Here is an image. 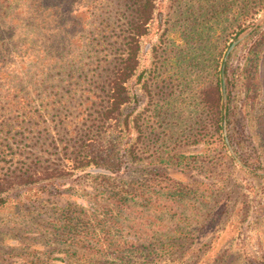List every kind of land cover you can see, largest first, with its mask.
<instances>
[{
	"label": "rangeland",
	"instance_id": "374dc122",
	"mask_svg": "<svg viewBox=\"0 0 264 264\" xmlns=\"http://www.w3.org/2000/svg\"><path fill=\"white\" fill-rule=\"evenodd\" d=\"M135 3L0 0V264H264V0H155L113 127Z\"/></svg>",
	"mask_w": 264,
	"mask_h": 264
},
{
	"label": "trees",
	"instance_id": "16d2710c",
	"mask_svg": "<svg viewBox=\"0 0 264 264\" xmlns=\"http://www.w3.org/2000/svg\"><path fill=\"white\" fill-rule=\"evenodd\" d=\"M155 10V0H136L134 7L133 19L128 28V32L125 36V55L120 60L119 64L116 67V70L113 72V79L110 81L111 91L107 99V109L100 111L103 123L113 122V127H116L121 124V121L118 119L117 114L119 113V108L122 104L128 101V97L123 94V91L126 89V82L133 77L138 66V52L140 49L139 43L140 38L148 30L150 21L152 20V15ZM219 82V81H218ZM214 94L206 95V104L209 107H214L218 110L220 95H219V83L215 85L212 89ZM116 112V113H115ZM88 147V144L86 145ZM87 158V159H86ZM93 159H88L84 157L77 168H83L90 164ZM1 184V183H0ZM118 200L121 203L126 204L127 201H134L123 194H119ZM162 210H166V207H163ZM164 225H167L166 220L163 221ZM131 244L135 249L141 250L144 253L149 250L150 253L154 252L155 246L158 244L155 241H150L148 239L137 238L135 241H131Z\"/></svg>",
	"mask_w": 264,
	"mask_h": 264
}]
</instances>
